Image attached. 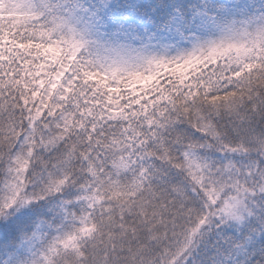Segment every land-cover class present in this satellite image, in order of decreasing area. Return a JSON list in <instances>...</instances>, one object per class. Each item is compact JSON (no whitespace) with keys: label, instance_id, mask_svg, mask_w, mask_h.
I'll use <instances>...</instances> for the list:
<instances>
[{"label":"snow or ice","instance_id":"6c2138e0","mask_svg":"<svg viewBox=\"0 0 264 264\" xmlns=\"http://www.w3.org/2000/svg\"><path fill=\"white\" fill-rule=\"evenodd\" d=\"M0 264H264V0H0Z\"/></svg>","mask_w":264,"mask_h":264}]
</instances>
